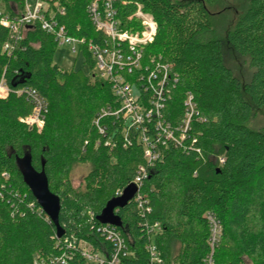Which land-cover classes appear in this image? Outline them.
Returning a JSON list of instances; mask_svg holds the SVG:
<instances>
[{
  "label": "trees",
  "instance_id": "obj_1",
  "mask_svg": "<svg viewBox=\"0 0 264 264\" xmlns=\"http://www.w3.org/2000/svg\"><path fill=\"white\" fill-rule=\"evenodd\" d=\"M94 1L66 0L62 22L72 36L100 42L102 36L87 13ZM236 1L243 5L226 8L224 0L115 4L126 29L139 28L127 23L136 4L158 24L145 56L162 58L177 76L167 120L181 118L188 93L194 96L200 118L193 125L197 137L193 150L169 149L144 183L153 210L148 220L163 228L156 239L163 264H203L210 252L208 212L223 226L215 264H264V122L253 126L264 112V0ZM226 12L234 18L223 41L212 33L215 19ZM7 39L8 31L0 26V82L5 74L10 89L8 98L0 99V264H34L37 257L58 255L59 241L72 237L110 256L112 245L98 232L106 225L120 231L126 241L130 257L123 264L148 262L144 220L133 201L116 210L119 225L100 219L116 192L132 185L144 163L139 144L125 148L118 132L115 145L106 147V138L94 126L104 107L118 105L110 85L93 72L57 66V44L41 30L30 29L12 57L2 51ZM226 47L242 59L246 74L236 73L227 63ZM85 57L93 69L86 52ZM25 87L36 89L49 103L41 133L19 121L32 112L26 98L17 93ZM28 155L32 167L45 172L50 191L60 198V225L65 230L60 240L51 219L39 213L42 208L23 179L18 160ZM79 163L91 165L83 189L75 188L70 179ZM69 264L88 263L76 253Z\"/></svg>",
  "mask_w": 264,
  "mask_h": 264
},
{
  "label": "built area",
  "instance_id": "obj_2",
  "mask_svg": "<svg viewBox=\"0 0 264 264\" xmlns=\"http://www.w3.org/2000/svg\"><path fill=\"white\" fill-rule=\"evenodd\" d=\"M65 1L17 0L7 3L0 0V26L8 31V39L2 51L7 57H12L26 33L30 29H38L53 37L57 47H69L72 54L76 57L81 55L85 60V52L91 57L94 63L93 76L110 85L118 104L116 107H104L99 112L94 121L95 128L100 136L106 138V147L115 145L114 141L119 132L125 148L137 143L143 151L144 163L138 168L131 185L137 189L131 201L135 203L144 220L141 226L147 234L145 252L148 262L141 264H163L156 243L163 228L159 223L148 220L153 210L143 187L150 171L163 163L169 149L189 153L195 147L197 137L193 125L196 120L200 121L197 104L194 96L188 93L181 118L177 121L167 120L168 103L177 83V76L172 74L162 58H146L145 49L154 43L158 24L153 15L145 12L140 4H136V11L127 19L128 24H138V29L124 27L115 6L118 0H95L89 5L87 13L91 24L102 36L101 41L97 42L92 38L70 34L67 25L62 22L67 15ZM17 93L23 95L32 108L31 114L19 121L29 129L41 133L49 111L47 99L32 87H25ZM9 95L10 89L3 74L0 99L5 100ZM111 127L117 128L111 132ZM220 163H224L223 158ZM3 177L9 179L8 174H3ZM124 191L118 190L115 198H121ZM31 206L33 209V205ZM43 212L42 209L39 210L40 214ZM205 218L210 228V252L203 264H215L214 254L220 244L223 226L212 212H208ZM98 232L112 245L110 256L105 251L96 249L90 242L72 237L59 241L58 255L37 257L34 264H69L76 253L88 264H123V260L130 257V253L121 232L111 225L100 227Z\"/></svg>",
  "mask_w": 264,
  "mask_h": 264
},
{
  "label": "water",
  "instance_id": "obj_3",
  "mask_svg": "<svg viewBox=\"0 0 264 264\" xmlns=\"http://www.w3.org/2000/svg\"><path fill=\"white\" fill-rule=\"evenodd\" d=\"M18 165L26 185L39 206L51 219L57 230V237L61 239L65 235V230L60 225L61 201L58 196L50 191L45 172H37L32 167V158L29 155L19 159ZM136 192L135 186H129L121 198L109 202L100 217L101 221L105 224L119 225L120 220L115 214L116 210L126 207L134 198Z\"/></svg>",
  "mask_w": 264,
  "mask_h": 264
},
{
  "label": "rangeland",
  "instance_id": "obj_4",
  "mask_svg": "<svg viewBox=\"0 0 264 264\" xmlns=\"http://www.w3.org/2000/svg\"><path fill=\"white\" fill-rule=\"evenodd\" d=\"M243 3H240L236 0H224L223 7H240ZM234 15L232 12H226L224 16L216 18L214 21V30L213 36L220 37L223 41H225V35L227 28L233 24ZM211 35V34H210ZM225 56L227 63L235 70L236 73L246 74L245 67L243 66V61L239 57H237L229 48L225 49ZM54 63L64 70H75V71H83L86 74L94 73V67H91L85 62L83 56L76 57L71 53L69 47H57V51L54 56ZM264 122V112H262L259 116V119L255 121L253 126L259 127L260 124ZM91 170V165L88 163H79L73 166V169L70 174V179L72 185L75 188L83 189V180L89 174Z\"/></svg>",
  "mask_w": 264,
  "mask_h": 264
}]
</instances>
